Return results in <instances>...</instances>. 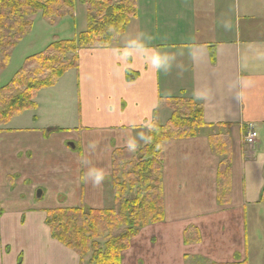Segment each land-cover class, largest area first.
Returning <instances> with one entry per match:
<instances>
[{
	"label": "crops",
	"instance_id": "crops-1",
	"mask_svg": "<svg viewBox=\"0 0 264 264\" xmlns=\"http://www.w3.org/2000/svg\"><path fill=\"white\" fill-rule=\"evenodd\" d=\"M173 98L193 100L206 127L164 143L163 221L139 230L121 264H264V0H138L118 42L80 52L78 69L0 134V264H80L53 238L48 213L105 210L112 154L143 147ZM89 172L101 182L83 180Z\"/></svg>",
	"mask_w": 264,
	"mask_h": 264
},
{
	"label": "trees",
	"instance_id": "trees-1",
	"mask_svg": "<svg viewBox=\"0 0 264 264\" xmlns=\"http://www.w3.org/2000/svg\"><path fill=\"white\" fill-rule=\"evenodd\" d=\"M77 1L87 11V29L75 38L54 40L27 57L11 80L0 85V134L14 118L37 108L41 91L55 87L67 72L78 69L80 52L110 48L138 16V0H0V72L7 68L15 47L32 32V16L40 13L55 24L74 16ZM161 106H168L172 115L164 124L155 116L143 147L112 154V208H61L48 213L53 238L73 251L80 264H121V254L139 227L163 220V145L196 137L206 126L201 108L191 99H168ZM230 176L228 157L218 172L222 204L227 203ZM190 233L198 239L194 230Z\"/></svg>",
	"mask_w": 264,
	"mask_h": 264
},
{
	"label": "rangeland",
	"instance_id": "rangeland-1",
	"mask_svg": "<svg viewBox=\"0 0 264 264\" xmlns=\"http://www.w3.org/2000/svg\"><path fill=\"white\" fill-rule=\"evenodd\" d=\"M31 20L34 22L33 30L29 35H27L24 39H22L17 45V47H15V49L13 50L12 58L7 68L0 72V85H4L5 82L11 80L12 76H14L15 73L19 71L24 60L27 57L43 51L54 40L75 38L79 33L84 32L87 29V11L85 7L82 4H80L78 1L74 16L57 20L55 24H50L49 22L44 20L40 13L37 16L36 15L32 16ZM74 87H76L75 91H77V82L76 84H74ZM78 104H79L78 97L77 95H75L74 105L76 107L75 108L76 115L78 113ZM50 108L52 111L55 109L53 105L50 106ZM71 125L72 124L68 125L67 127L72 128ZM12 126L16 127V123H13ZM46 131H48V128ZM108 145L106 143H100L99 146L102 149H104L107 146V151H108L109 150ZM245 145L248 146L247 144ZM253 146H248V147L252 148ZM111 180H112V176H111ZM111 180L110 182H107L105 186L106 189H109L107 193V200L105 202V209L112 208L114 206ZM62 208H78V207L64 206ZM139 228L142 229L141 226Z\"/></svg>",
	"mask_w": 264,
	"mask_h": 264
},
{
	"label": "built area",
	"instance_id": "built-area-1",
	"mask_svg": "<svg viewBox=\"0 0 264 264\" xmlns=\"http://www.w3.org/2000/svg\"><path fill=\"white\" fill-rule=\"evenodd\" d=\"M258 137V133L253 129L252 126H250V130L244 139L245 144H247L248 146H253L257 142Z\"/></svg>",
	"mask_w": 264,
	"mask_h": 264
},
{
	"label": "clouds",
	"instance_id": "clouds-1",
	"mask_svg": "<svg viewBox=\"0 0 264 264\" xmlns=\"http://www.w3.org/2000/svg\"><path fill=\"white\" fill-rule=\"evenodd\" d=\"M90 176L93 178V181H94V183H96V184H99V183L101 182V180H102V176H101L99 173H96V172H89V173H86V174L82 177V179L85 180V181H87V179H88Z\"/></svg>",
	"mask_w": 264,
	"mask_h": 264
}]
</instances>
